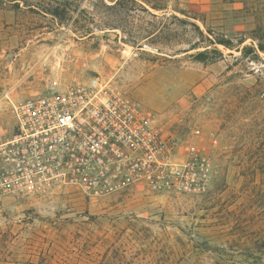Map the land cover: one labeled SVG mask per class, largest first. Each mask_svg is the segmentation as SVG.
Listing matches in <instances>:
<instances>
[{
  "label": "rangeland",
  "instance_id": "obj_1",
  "mask_svg": "<svg viewBox=\"0 0 264 264\" xmlns=\"http://www.w3.org/2000/svg\"><path fill=\"white\" fill-rule=\"evenodd\" d=\"M28 1L0 0V144L15 134L12 103L99 76L143 103L178 153L212 150L214 172L200 195L8 186L0 264H264V0ZM57 1L62 20L36 6ZM188 23L232 49L194 60L190 43L213 46Z\"/></svg>",
  "mask_w": 264,
  "mask_h": 264
},
{
  "label": "built area",
  "instance_id": "obj_2",
  "mask_svg": "<svg viewBox=\"0 0 264 264\" xmlns=\"http://www.w3.org/2000/svg\"><path fill=\"white\" fill-rule=\"evenodd\" d=\"M15 134L0 144V191L33 182L90 200L135 186L153 194L200 195L213 178V151L176 144L153 114L110 80L91 76L11 104Z\"/></svg>",
  "mask_w": 264,
  "mask_h": 264
},
{
  "label": "trees",
  "instance_id": "obj_3",
  "mask_svg": "<svg viewBox=\"0 0 264 264\" xmlns=\"http://www.w3.org/2000/svg\"><path fill=\"white\" fill-rule=\"evenodd\" d=\"M10 5H12L13 8H20V4L22 3L24 7H27L29 9L35 7L30 4L28 0H8ZM36 6L38 8H41L42 12L45 14H48L56 19L62 20L61 17H63L59 13V8L61 6L60 2H54V4H45L43 2L36 3ZM191 27H193L194 31L197 32V34L201 37L202 41H206L209 45L213 46L212 50H208L206 48H203V51H198L201 47L198 42H192L189 44V47L184 52L188 51H196L194 54L191 55L194 60L198 62H206L208 59L209 54H215L216 57L212 58L211 60L217 61L223 57V54L217 49V46L220 45L224 49H232V44L229 40H217L215 38H209V36H205L203 32L199 29V27L193 23H188ZM242 42H239L238 44H241ZM257 49L259 51H264V46L262 44H258ZM248 51L253 52V48L250 47H244L242 48V52L246 53Z\"/></svg>",
  "mask_w": 264,
  "mask_h": 264
}]
</instances>
